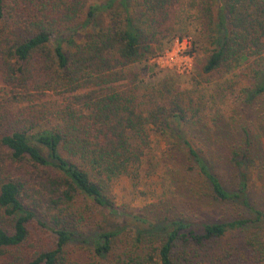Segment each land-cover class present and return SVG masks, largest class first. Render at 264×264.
Returning <instances> with one entry per match:
<instances>
[{"label":"trees","instance_id":"16d2710c","mask_svg":"<svg viewBox=\"0 0 264 264\" xmlns=\"http://www.w3.org/2000/svg\"><path fill=\"white\" fill-rule=\"evenodd\" d=\"M177 37L192 38L204 81L246 63L237 101L264 106V0H0V264H264L248 129L237 148L238 124H208L205 87L145 85L133 67ZM154 135L178 163L180 192L153 216L127 213L113 188L140 179ZM224 139L242 168L238 193L213 167ZM206 197L239 198L248 212L205 218ZM94 208L140 225L110 228ZM43 230L54 244L36 239Z\"/></svg>","mask_w":264,"mask_h":264},{"label":"rangeland","instance_id":"374dc122","mask_svg":"<svg viewBox=\"0 0 264 264\" xmlns=\"http://www.w3.org/2000/svg\"><path fill=\"white\" fill-rule=\"evenodd\" d=\"M189 26L190 30H193V25L189 23ZM175 50L177 52V46ZM175 60H179L178 55H175ZM155 62V60H151L148 65L142 63L133 66L140 72V79L145 85L153 84L169 76L175 78L177 84L181 85L182 88H193L196 84L202 88L205 87L209 98L207 112L210 117L208 124L214 126L213 119L216 116L217 120L223 124L227 122L231 125L238 124L239 131L236 135H232L235 138L237 148L247 147L243 143L245 140L243 137L246 136L243 126L246 128L245 130L248 129L251 145L248 146L249 159L246 161L247 169L245 170L249 202L264 210V170L262 169L264 166V106L259 105V103L254 107L247 104L240 105L237 101V95L241 88L248 83V78L242 74L247 64L242 63L240 67L229 73L222 75L217 73L210 77L211 81L207 82L192 72L193 70L189 73H179L172 69L176 65H173L170 59L160 60L162 64L160 68L154 66ZM180 74L181 76H179ZM199 81H201L200 84ZM229 85L231 87L225 90ZM47 97L53 100H62V97L60 98L58 95L48 94ZM153 139L154 142L148 154L149 160L144 165L140 179L133 182L130 178L122 177L113 188L117 204L120 208H124L123 210L127 213L133 214L136 213L137 209L144 208L145 211H150L149 214L153 216L167 205V203H160L161 199L164 198L166 202H169L170 199H176L180 192L177 180L178 163L169 160L167 155L172 156L171 151L160 136L154 135ZM217 143L218 151L212 156L214 170L227 189L238 193L240 192L239 182L242 180V168L239 163L232 160L233 155L230 154L232 146L229 148L231 142L224 139V141ZM199 146L204 147L205 145L200 144ZM206 198L208 203L201 205L202 216L205 218L221 220L240 215L241 212L246 214L248 212L239 198L236 201L228 202ZM91 215L94 222L98 221L110 228L121 226L125 222L132 227L140 225L139 222L134 223L130 217L114 215L108 210L94 208ZM35 237L45 245L55 243V234L50 230L36 231Z\"/></svg>","mask_w":264,"mask_h":264},{"label":"built area","instance_id":"2783aa9c","mask_svg":"<svg viewBox=\"0 0 264 264\" xmlns=\"http://www.w3.org/2000/svg\"><path fill=\"white\" fill-rule=\"evenodd\" d=\"M177 46L178 50L176 52L175 47ZM192 46V38L185 37L179 38L177 37L174 41L172 48L165 50L163 53L153 58L156 64L161 66L160 60L162 59H170L171 63L174 66L172 69H175L179 73H189L193 70L194 65V56L189 53V50ZM175 55L179 56V60H175Z\"/></svg>","mask_w":264,"mask_h":264}]
</instances>
